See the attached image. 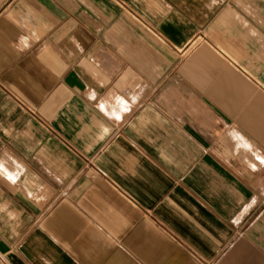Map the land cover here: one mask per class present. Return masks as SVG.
I'll return each instance as SVG.
<instances>
[{"label": "crops", "instance_id": "0c3cea01", "mask_svg": "<svg viewBox=\"0 0 264 264\" xmlns=\"http://www.w3.org/2000/svg\"><path fill=\"white\" fill-rule=\"evenodd\" d=\"M0 264H264V0H0Z\"/></svg>", "mask_w": 264, "mask_h": 264}]
</instances>
